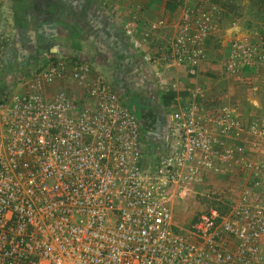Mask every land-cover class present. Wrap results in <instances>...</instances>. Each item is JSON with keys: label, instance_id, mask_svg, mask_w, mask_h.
Listing matches in <instances>:
<instances>
[{"label": "built area", "instance_id": "2783aa9c", "mask_svg": "<svg viewBox=\"0 0 264 264\" xmlns=\"http://www.w3.org/2000/svg\"><path fill=\"white\" fill-rule=\"evenodd\" d=\"M189 25L173 52L197 65L215 27L207 14L194 34ZM96 71L53 53L0 79V264H264V186L227 212L205 206L184 233L171 207L220 200L196 189L237 167L264 183V162L222 143L203 107L172 104L164 126L145 123L122 83Z\"/></svg>", "mask_w": 264, "mask_h": 264}, {"label": "rangeland", "instance_id": "374dc122", "mask_svg": "<svg viewBox=\"0 0 264 264\" xmlns=\"http://www.w3.org/2000/svg\"><path fill=\"white\" fill-rule=\"evenodd\" d=\"M135 1L0 0V79L14 82L20 72L41 65L53 47L63 57L91 53L100 41L88 31L91 19H99L105 26H116L101 41L120 53V62L110 58L120 71L114 76L111 70H99L98 63L109 60L94 54V74L123 79L126 93L140 103L145 123L164 126L172 104L196 105L197 111L203 107L209 116L206 126L223 131L222 143L243 148L242 157L250 162H264V0H156L163 8L154 22L138 17L151 0ZM205 14L215 28L203 41L204 52L195 65L173 48L178 49L182 26L188 22L194 34ZM139 22L141 31L133 25ZM155 24L158 27L153 28ZM186 44L189 47L190 40ZM174 83L179 85L173 87ZM252 178L251 171L242 167L208 176L196 191H215L222 198L175 199L171 206L175 230L184 233L209 204L227 212L245 187L264 186Z\"/></svg>", "mask_w": 264, "mask_h": 264}, {"label": "crops", "instance_id": "0c3cea01", "mask_svg": "<svg viewBox=\"0 0 264 264\" xmlns=\"http://www.w3.org/2000/svg\"><path fill=\"white\" fill-rule=\"evenodd\" d=\"M133 1H135V0H133ZM136 2V1H135ZM124 7H126L125 5H124ZM146 8V10L144 11V12H139V14H138V17L142 20V22H145V21H147V22H154V21H157L158 19H159V17H160V14H161V10H162V8H163V6L158 2V1H156V0H151V1H148V3H147V6L145 7ZM124 13H126V12H124ZM128 14H126L125 15V17L129 20V21H127V22H130L131 23V20H132V17H131V19H130V16H127ZM134 19H137L136 17H133ZM102 19V18H101ZM142 22H139V23H135V24H133L134 25V27H136V26H138L139 27V29L137 30V31H141V23ZM241 22V21H240ZM240 22H239V24H240ZM98 23H100V24H98ZM112 27H114V26H112ZM112 27H109V26H105L104 25V23H103V21H99V19H95V18H92L91 19V26L89 27V31H88V33H91L92 34V37L94 38L95 36H97V38H98V40L100 41V44H98V45H96V47H95V49L93 50V51H91V53H86V52H84L83 53V55H80V57H85V56H87V59L89 60V62L93 65V66H95V64H94V62H92V60L94 59L93 58V56H94V54H102V55H105L104 57L106 58V59H108L109 61H100V63H98V65H97V68L99 69V70H103V71H109L110 72V70L112 71V73L114 74V76H117V71H120L119 70V67L118 66H116L115 64V62L114 61H111L110 60V58H111V56H114V57H117L118 58V60H117V62H120V59H119V57H120V53H115V52H113V51H110V49L107 47V46H105L103 43H102V39H104V37L105 38H109L110 37V35H109V32H110V29H112V30H114ZM116 27V26H115ZM114 27V28H115ZM134 34H136L135 33V30H134V32H133ZM141 32H139V34H140ZM135 37H138V36H135ZM92 38V39H93ZM139 38H141V36L139 35ZM54 49H47V47L45 48V50L47 49V50H50L52 53H54V54H59V49L57 48V47H53ZM48 51H46V53H47ZM45 53V54H46ZM111 54V55H110ZM116 54H119V56L117 55L116 56ZM89 57V58H88ZM126 59H127V57H125ZM122 60V59H121ZM113 63V64H112ZM111 65H115L114 67L113 66H111ZM116 79H118V80H116V81H119V82H121L122 83V85H123V82H124V80L122 79V81L121 80H119V78L117 77ZM202 80V79H201ZM200 81V80H199ZM204 82V79H203V81H200L199 83H203ZM124 86V85H123ZM125 88V87H124Z\"/></svg>", "mask_w": 264, "mask_h": 264}]
</instances>
